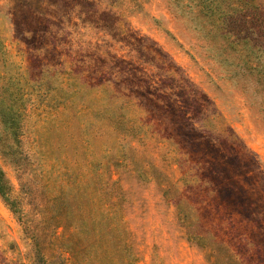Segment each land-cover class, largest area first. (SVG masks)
<instances>
[{
    "label": "rangeland",
    "instance_id": "rangeland-1",
    "mask_svg": "<svg viewBox=\"0 0 264 264\" xmlns=\"http://www.w3.org/2000/svg\"><path fill=\"white\" fill-rule=\"evenodd\" d=\"M4 106L0 264H264V0H0Z\"/></svg>",
    "mask_w": 264,
    "mask_h": 264
},
{
    "label": "trees",
    "instance_id": "trees-1",
    "mask_svg": "<svg viewBox=\"0 0 264 264\" xmlns=\"http://www.w3.org/2000/svg\"><path fill=\"white\" fill-rule=\"evenodd\" d=\"M0 116L2 118V122L6 124L10 129L11 133L14 137L17 135V129H18V114L11 109L9 106L0 107ZM8 187L6 185V180L3 175V172L0 170V196L4 198V200H7L6 193H7ZM63 216H65V212L59 211L57 212L56 219H61ZM71 255H73V249H70L69 251Z\"/></svg>",
    "mask_w": 264,
    "mask_h": 264
}]
</instances>
